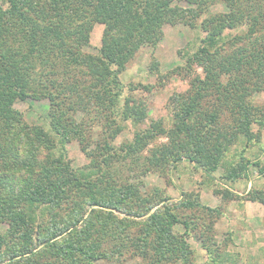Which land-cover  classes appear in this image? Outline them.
Listing matches in <instances>:
<instances>
[{
	"label": "trees",
	"instance_id": "trees-1",
	"mask_svg": "<svg viewBox=\"0 0 264 264\" xmlns=\"http://www.w3.org/2000/svg\"><path fill=\"white\" fill-rule=\"evenodd\" d=\"M166 25L204 37L166 73L152 56L157 86L124 84L121 74L157 48ZM173 77L188 87L168 99V128L148 119L147 98ZM261 96L264 0H0V264H196L189 239L204 264H237L228 240L215 239L221 208L185 192L173 202L144 178L166 180L188 163L215 183L220 172L214 195L235 199L228 185L250 166L264 178L263 150L254 162L245 156L264 130ZM26 99L48 102V131L15 109ZM128 126L131 137L119 141ZM71 142L86 160L77 169ZM245 198L264 204L262 193Z\"/></svg>",
	"mask_w": 264,
	"mask_h": 264
},
{
	"label": "rangeland",
	"instance_id": "rangeland-1",
	"mask_svg": "<svg viewBox=\"0 0 264 264\" xmlns=\"http://www.w3.org/2000/svg\"><path fill=\"white\" fill-rule=\"evenodd\" d=\"M222 7L214 9V11H224ZM102 35V26L95 25L91 32L90 48L88 52L95 53L100 45ZM204 33L200 29L190 30L182 25L170 26L163 28V37L159 45L155 49L145 47L142 49L135 59L127 66L120 79L124 84H143L158 85L159 79L156 75L148 74L147 68L152 61V56L160 63L159 70L166 73L182 63V55L191 54L201 44ZM180 53V54H179ZM187 83L178 78H170L165 83L164 88L156 89L153 94L147 98L148 101V119L162 120L169 128L171 126V114L167 106L168 99L174 93H182L187 89ZM264 96L258 97L257 101L262 102ZM15 109L23 114L25 121L33 126H40L48 131V102L46 100L34 101L26 99L17 102ZM122 133L119 141L131 137V126ZM260 144H257L247 150L246 157L254 162L260 150H263V159L259 160L264 164V130L261 132ZM163 141V140H162ZM164 142V141H163ZM239 149V148H238ZM68 157L72 161V167L79 168L85 164L86 160L80 152L78 145L71 142L67 145ZM236 151L232 149L227 159H231ZM235 159V158H234ZM236 161V160H235ZM220 172L214 174V178L218 181L212 182L201 172H196L188 163L180 164L177 170L171 173V178L162 179L157 175H148L144 178L145 188L153 186L160 187L165 190L167 195L178 202L181 199V193H192L199 196L201 205L210 208L219 207L223 211L222 217L215 225V239L221 244L225 239L228 240L226 245V253L230 254V258L237 261V264H264V204L258 201L246 200L245 196L248 191L262 193L264 197V178L256 174L255 167L248 168V178H240L228 185L231 192L236 198L229 200H221L214 191L222 188L218 182ZM215 183V184H214ZM6 225L0 224V233L5 230ZM177 232L179 228H176ZM195 255L196 264H204L206 262L204 252L199 248L197 242L189 239ZM138 259L127 257L122 264H137ZM98 264H112L99 261Z\"/></svg>",
	"mask_w": 264,
	"mask_h": 264
},
{
	"label": "crops",
	"instance_id": "crops-1",
	"mask_svg": "<svg viewBox=\"0 0 264 264\" xmlns=\"http://www.w3.org/2000/svg\"><path fill=\"white\" fill-rule=\"evenodd\" d=\"M262 159H263V157L260 158V160H262ZM261 178H263V177H261Z\"/></svg>",
	"mask_w": 264,
	"mask_h": 264
}]
</instances>
